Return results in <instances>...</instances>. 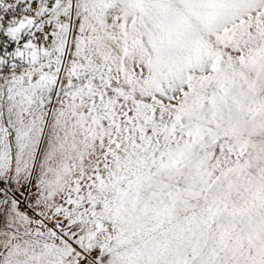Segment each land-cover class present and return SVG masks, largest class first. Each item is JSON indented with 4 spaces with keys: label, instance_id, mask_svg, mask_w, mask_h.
Listing matches in <instances>:
<instances>
[{
    "label": "snow or ice",
    "instance_id": "6c2138e0",
    "mask_svg": "<svg viewBox=\"0 0 264 264\" xmlns=\"http://www.w3.org/2000/svg\"><path fill=\"white\" fill-rule=\"evenodd\" d=\"M0 264H264V0H0Z\"/></svg>",
    "mask_w": 264,
    "mask_h": 264
}]
</instances>
